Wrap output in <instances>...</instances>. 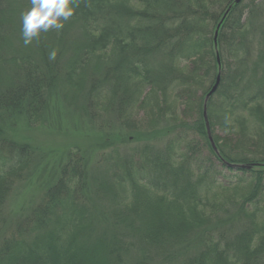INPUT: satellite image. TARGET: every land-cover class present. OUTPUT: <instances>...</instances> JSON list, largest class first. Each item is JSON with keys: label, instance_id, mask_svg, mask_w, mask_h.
Returning a JSON list of instances; mask_svg holds the SVG:
<instances>
[{"label": "trees", "instance_id": "1", "mask_svg": "<svg viewBox=\"0 0 264 264\" xmlns=\"http://www.w3.org/2000/svg\"><path fill=\"white\" fill-rule=\"evenodd\" d=\"M30 7L0 0V264H264V0H76L25 45ZM62 106L104 170L71 148L7 222Z\"/></svg>", "mask_w": 264, "mask_h": 264}, {"label": "rangeland", "instance_id": "2", "mask_svg": "<svg viewBox=\"0 0 264 264\" xmlns=\"http://www.w3.org/2000/svg\"><path fill=\"white\" fill-rule=\"evenodd\" d=\"M262 21L263 19L258 20L257 25L261 24L263 27L264 22ZM62 107L64 108H59L60 112L50 116L44 128L23 132L28 140H32L36 151V162L39 166L36 170H31L30 175L13 192L8 204L7 222H13L12 224L18 222L24 215H27L30 208L39 203L43 194L42 187H39L46 181L49 174H56L57 169L65 164L71 148L80 146L84 151L91 152L89 154L91 173L93 171L97 175L96 173L101 174L104 170L103 149H99L96 145L94 130L85 121L80 120L74 110L66 106ZM114 130L119 131L117 127ZM115 131L112 130V132ZM124 150L127 152V149ZM25 210L27 212H24Z\"/></svg>", "mask_w": 264, "mask_h": 264}, {"label": "clouds", "instance_id": "3", "mask_svg": "<svg viewBox=\"0 0 264 264\" xmlns=\"http://www.w3.org/2000/svg\"><path fill=\"white\" fill-rule=\"evenodd\" d=\"M31 7L22 13V36L25 45L32 43L41 32L50 29L61 30L64 21L69 20L76 10V0H30ZM56 50L49 53V59L54 60Z\"/></svg>", "mask_w": 264, "mask_h": 264}, {"label": "water", "instance_id": "4", "mask_svg": "<svg viewBox=\"0 0 264 264\" xmlns=\"http://www.w3.org/2000/svg\"><path fill=\"white\" fill-rule=\"evenodd\" d=\"M241 2V0H235V4H239ZM231 8L227 11V13L225 14L224 18L229 14ZM221 28V24H219L218 28H217V31H216V34H215V46L217 45V39H218V34H219V30ZM220 80H221V77L219 76L218 79H217V83L216 85L213 87L212 91L210 92V94L207 96V99L206 101L209 100V98L216 92L219 84H220ZM205 119L206 121L208 120L207 118V109H205ZM207 124H208V121H207Z\"/></svg>", "mask_w": 264, "mask_h": 264}]
</instances>
